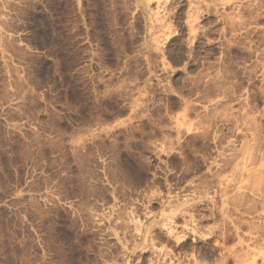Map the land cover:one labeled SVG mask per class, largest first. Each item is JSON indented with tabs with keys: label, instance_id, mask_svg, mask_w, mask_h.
Instances as JSON below:
<instances>
[{
	"label": "rangeland",
	"instance_id": "1",
	"mask_svg": "<svg viewBox=\"0 0 264 264\" xmlns=\"http://www.w3.org/2000/svg\"><path fill=\"white\" fill-rule=\"evenodd\" d=\"M257 228L264 0H0V264H264Z\"/></svg>",
	"mask_w": 264,
	"mask_h": 264
},
{
	"label": "bare ground",
	"instance_id": "2",
	"mask_svg": "<svg viewBox=\"0 0 264 264\" xmlns=\"http://www.w3.org/2000/svg\"><path fill=\"white\" fill-rule=\"evenodd\" d=\"M259 229H260V230H261V229H262V230H264V228H257V229H256V231L258 232V231H259ZM235 232H236V233H238V231H237V228H236V227H235ZM236 235H237V234H236ZM224 238H225V239H228V238H227V235H225V236H224ZM225 239H224V240H225ZM263 246H264V245H263Z\"/></svg>",
	"mask_w": 264,
	"mask_h": 264
},
{
	"label": "crops",
	"instance_id": "3",
	"mask_svg": "<svg viewBox=\"0 0 264 264\" xmlns=\"http://www.w3.org/2000/svg\"><path fill=\"white\" fill-rule=\"evenodd\" d=\"M144 231V230H143Z\"/></svg>",
	"mask_w": 264,
	"mask_h": 264
}]
</instances>
